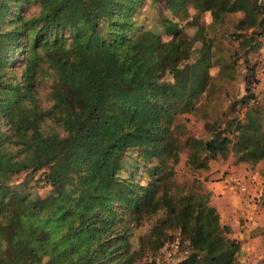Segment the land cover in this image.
Wrapping results in <instances>:
<instances>
[{
    "label": "trees",
    "instance_id": "trees-1",
    "mask_svg": "<svg viewBox=\"0 0 264 264\" xmlns=\"http://www.w3.org/2000/svg\"><path fill=\"white\" fill-rule=\"evenodd\" d=\"M137 1L28 0V9L39 7V15L20 21L12 31L0 32L1 81L13 39L23 33L29 37L32 30L38 29L37 42L27 52V58L42 52L56 68L50 114L58 116L64 130V134H44L40 130V123L49 113L38 112L28 101L36 87V73L34 64L27 60L26 94L17 98L15 106L11 99L0 95V113L7 114L12 137L20 146L17 153L5 148L0 126V264H134L146 253L163 248L164 233L153 231L143 237L137 250L125 253L112 252L110 241L97 243L106 233L102 222L116 196L131 204L137 201L134 188L120 179L116 182L125 164L124 155L135 148H143L146 157L155 156L157 160L155 192L149 209L163 211L160 226L179 230L180 246L187 243L190 255L182 257L178 264H235L237 257L244 256V243L225 237L231 230L221 224L218 211L211 205V194L199 188L184 190L171 182L172 166L165 163L177 161L172 147L177 141H172L167 127L153 143L155 133L160 131L156 121L164 111L161 103H154L151 86L155 85V90L162 88L161 84L149 70L139 71L141 58L129 46L120 44L119 29L126 26ZM190 1L210 12L213 22L222 19L224 12L246 10L242 0ZM186 2L189 0H167V5L173 10L183 6L187 11ZM6 11V0H0L2 22ZM119 13L125 21L122 19L106 35ZM70 27L75 28V33L69 45L64 41L50 42L46 37V32L54 28ZM167 30L180 31L177 25ZM260 36H264V26ZM155 60L159 62L157 57ZM177 71L182 76L178 90L183 97L188 95L190 100L205 91L206 81L197 82L194 72ZM230 142L222 132L206 141L191 138L189 163L197 161L198 167L209 169L204 164L206 158L226 154ZM242 143L249 149L240 160H264V133L250 134ZM45 166L50 167L46 180L55 188V195L32 200L5 192L11 175ZM92 218L100 221L97 235Z\"/></svg>",
    "mask_w": 264,
    "mask_h": 264
},
{
    "label": "rangeland",
    "instance_id": "rangeland-1",
    "mask_svg": "<svg viewBox=\"0 0 264 264\" xmlns=\"http://www.w3.org/2000/svg\"><path fill=\"white\" fill-rule=\"evenodd\" d=\"M27 1L6 0L7 11L5 20L0 21V32L12 31L20 21L39 15V7L28 9ZM241 5L246 10L224 12L222 19L213 22L210 12L190 0L186 2L187 11L183 6L178 10L169 8L167 0H138L119 34L120 44L129 46L141 58L138 70H149L161 84L162 88L155 90V85L151 86L154 103H161L164 111L156 121L160 131L155 133L153 143L163 136L164 127L168 128L172 141H177L172 145L177 161L171 159L165 163L172 166L171 182L184 190L199 188L211 197L214 195L211 205L218 211L221 224L231 230L225 237L245 243L248 248L242 263L264 264V160H240L249 149L242 143L243 139L253 133H264V36H260L264 26V0H242ZM122 19L119 13L105 34H111ZM259 20L263 24L259 25ZM175 25L179 33L167 30ZM74 30V27L54 28L46 32V37L50 42L64 41L69 45ZM37 33L38 29L32 30L31 39L23 33L10 44L0 95L5 100L11 99V105L15 106L17 98L26 94L24 68L25 62L30 61L35 66L36 87L28 101L38 112L49 113L40 123V130L44 134H64L58 116L50 114L54 104L52 91L57 84L56 68L42 52L27 58V52L37 42ZM183 69L188 74L194 72L197 82L206 81L205 91L197 98L188 100V95L183 97L178 90L182 76L177 70ZM0 126L5 134V148L17 153L20 146L12 137L6 113H0ZM217 132L231 140L226 154L204 159L209 169L198 167L197 161L189 163L193 152L191 138L206 141ZM146 154L143 148H135L124 155L125 164L116 182L120 179L124 185L134 188L137 201L131 204L116 196L102 222L106 233L97 243L110 241L112 252L125 253L137 250L143 237L152 231L164 233L163 248L146 253L134 264L147 261L178 264L190 251L187 243L180 246L179 230L160 226L163 211L149 209L155 192L157 160ZM49 168H33L11 175L4 186L5 192L32 200L55 195V188L46 180ZM215 185L217 192L213 194ZM69 190L74 192L73 188ZM94 219L91 224L97 235L100 221ZM235 264H241L238 257Z\"/></svg>",
    "mask_w": 264,
    "mask_h": 264
},
{
    "label": "crops",
    "instance_id": "crops-1",
    "mask_svg": "<svg viewBox=\"0 0 264 264\" xmlns=\"http://www.w3.org/2000/svg\"><path fill=\"white\" fill-rule=\"evenodd\" d=\"M264 163V162H263ZM213 188H214V192H213V194H215L216 192H217V186L215 185V186H213ZM211 192H212V190H211ZM226 192V191H225ZM214 195H212V197H211V200H212V203H213V199H214ZM218 208V207H217ZM218 210L220 211V208H218ZM250 233H252V232H250ZM255 233H257V232H255ZM253 234V233H252ZM249 235V234H248ZM243 236H245V235H242L241 237H243ZM245 244V243H244ZM245 248H244V256L243 257H246V252L248 251V248H246V244H245V246H244ZM242 256H240V258H239V260L241 261V264H243L242 263V258H243Z\"/></svg>",
    "mask_w": 264,
    "mask_h": 264
}]
</instances>
